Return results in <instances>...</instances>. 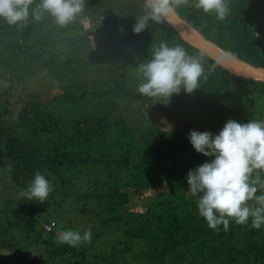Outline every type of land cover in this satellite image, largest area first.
<instances>
[{
  "label": "trees",
  "instance_id": "1",
  "mask_svg": "<svg viewBox=\"0 0 264 264\" xmlns=\"http://www.w3.org/2000/svg\"><path fill=\"white\" fill-rule=\"evenodd\" d=\"M194 2L178 10L181 19L225 52L264 68L262 0H228L223 21ZM39 3L26 26L0 19V169L7 168L0 181L8 180L18 197L13 215L0 217V253L20 263L14 255L23 251L14 235L20 231L26 238L35 233V243L59 264H264V225L253 228L249 218L244 225L230 220L227 231L208 228L186 178L212 159L194 150L190 130L215 135L230 119L264 121V82L231 74L166 21L134 33L143 0H85L66 27L47 14L33 20ZM161 43L201 59L204 75L192 93L137 92L140 66ZM36 173L53 187L44 202L20 196ZM259 176L264 182V172ZM47 213L64 222L49 233L42 227L51 221ZM111 227L124 239L115 247L98 240ZM87 229L96 237L86 246L55 242L62 231Z\"/></svg>",
  "mask_w": 264,
  "mask_h": 264
},
{
  "label": "clouds",
  "instance_id": "2",
  "mask_svg": "<svg viewBox=\"0 0 264 264\" xmlns=\"http://www.w3.org/2000/svg\"><path fill=\"white\" fill-rule=\"evenodd\" d=\"M33 3L34 0H0V19L9 25L26 26ZM84 6L85 0H40L31 17L39 22L47 14L58 26L66 27L84 11ZM188 6L189 0H143L144 14L136 18L133 32L138 34L145 30L149 21L162 23L177 17L178 10ZM192 7L205 14L214 13L220 21L230 13L228 0H195ZM229 55L224 54L226 58ZM204 71L198 56H189L180 45L170 47L161 43L151 59L140 66L143 82L138 85L137 92L147 97L165 98L178 94L181 88L192 93ZM188 138L197 153L212 157L210 162L190 169L186 174L187 191L199 195L196 208L207 227L218 230V226L223 225L227 231L230 220L244 225L251 218V226L260 229L264 225V194H256L264 190V182L259 176V172H264V121L249 120L242 124L230 119L218 134L190 130ZM253 173H257L254 180L251 179ZM52 191L50 182L36 173L20 196L44 202ZM250 201H255V206L250 205ZM91 239V229L83 234L66 230L55 242L78 247L90 243Z\"/></svg>",
  "mask_w": 264,
  "mask_h": 264
},
{
  "label": "rangeland",
  "instance_id": "3",
  "mask_svg": "<svg viewBox=\"0 0 264 264\" xmlns=\"http://www.w3.org/2000/svg\"><path fill=\"white\" fill-rule=\"evenodd\" d=\"M262 8H263V13L260 16V22L264 25V0H262ZM256 37H258V34H256ZM13 110H15V109H13ZM0 170H1L0 171V175H1L2 172L6 173L7 168L2 167ZM5 184L6 185H3L2 180L0 181V207H1V209H4L7 206L6 211L0 216L2 219L3 218L7 219L8 215H10V216L13 215V213L17 210V205H16L15 201H17V199H18V197L16 195H14V192H15L14 188H13L14 186L12 187V185H10L11 183L8 180H5ZM80 188H82V186H80ZM5 196H8V198L12 201L9 203V205L5 201H3ZM5 198H7V197H5ZM62 205H64V204H62ZM62 210H63V212L69 211V209L66 205L63 206ZM47 217L49 220L55 222L56 230L59 229L60 225H62L64 223L59 218L54 219L52 213H49L47 215ZM105 230L108 233L104 234L103 232L98 231L101 234V237L100 238L98 237V240L101 244H105L106 241H109L108 242L109 246L113 245L115 247V245H114L115 242H118L119 240H124L120 234V231L115 230L114 227H111L110 229L105 228ZM14 235L16 236V239H17V242L14 240L17 243V249L19 248V246L23 247V249H22L23 251H17L16 250L14 253V255L20 259V260L18 259L20 261L19 264H48L47 261H49V264H59L58 262H56V260L51 259V261H50V259L48 258V255H47V251L44 248L43 244L40 243L39 245H37L35 243V239L37 236L35 233L34 234L32 233L31 235H29L28 238H26L25 234L23 232H20V231L14 232ZM43 236L45 237L46 235L43 233ZM95 237L92 234V238H95ZM3 239H5L6 240L5 242H7V243L12 242L11 237H9L8 234H6ZM84 245L86 246V244H84ZM4 248L11 250L10 245H6ZM116 248H118V246H116ZM10 254L6 255V253L5 254L0 253V260H2V258H4L5 264H8L9 260H10L9 259ZM73 263H80V262L77 259H75L73 261ZM117 264H122V263L118 261Z\"/></svg>",
  "mask_w": 264,
  "mask_h": 264
},
{
  "label": "water",
  "instance_id": "4",
  "mask_svg": "<svg viewBox=\"0 0 264 264\" xmlns=\"http://www.w3.org/2000/svg\"><path fill=\"white\" fill-rule=\"evenodd\" d=\"M165 21L186 43L208 55L223 69L227 70L231 74L250 80L264 82V68L254 67L231 54L226 58L224 54L227 52L216 46L211 41L205 39L199 32H197L179 16L172 17ZM78 126H82V122H80Z\"/></svg>",
  "mask_w": 264,
  "mask_h": 264
},
{
  "label": "built area",
  "instance_id": "5",
  "mask_svg": "<svg viewBox=\"0 0 264 264\" xmlns=\"http://www.w3.org/2000/svg\"><path fill=\"white\" fill-rule=\"evenodd\" d=\"M42 227L45 233H49L54 230L56 225L54 221H49V222L44 223Z\"/></svg>",
  "mask_w": 264,
  "mask_h": 264
}]
</instances>
